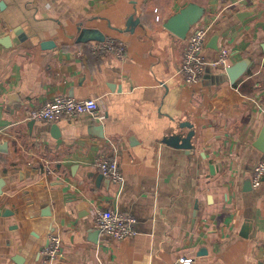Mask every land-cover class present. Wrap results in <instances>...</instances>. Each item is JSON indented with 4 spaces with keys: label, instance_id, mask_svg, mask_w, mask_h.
I'll use <instances>...</instances> for the list:
<instances>
[{
    "label": "crops",
    "instance_id": "0c3cea01",
    "mask_svg": "<svg viewBox=\"0 0 264 264\" xmlns=\"http://www.w3.org/2000/svg\"><path fill=\"white\" fill-rule=\"evenodd\" d=\"M190 3L211 26L207 61L251 60L235 85L221 67L193 85L179 73L187 39L165 23ZM18 28L26 38L4 46ZM83 29L103 40L79 42ZM104 39L125 60L93 54ZM56 96L96 99L98 117L29 119ZM263 129L264 0H0V264H43L55 234L56 264H264ZM113 156L122 185L94 165ZM107 209L137 234L100 232Z\"/></svg>",
    "mask_w": 264,
    "mask_h": 264
},
{
    "label": "built area",
    "instance_id": "2783aa9c",
    "mask_svg": "<svg viewBox=\"0 0 264 264\" xmlns=\"http://www.w3.org/2000/svg\"><path fill=\"white\" fill-rule=\"evenodd\" d=\"M211 32V26H199L191 31L187 37V47L179 73L186 84L193 85L201 81L207 68L228 67V51L222 50L216 60L207 61L203 51ZM95 55L114 54L118 59L125 60L126 45L123 41L106 39L91 45ZM99 105L96 99L77 100L67 96H56L50 102L31 112L29 119L41 122H57L64 118L75 119L89 114L98 117ZM100 173L115 184L122 185L125 181L119 161L116 156L100 157L94 162ZM264 180V158L255 167L252 184L255 188L261 186ZM98 230L104 235L116 240H125L137 234L134 229L136 223L131 216L113 209L98 210L95 214ZM63 247L61 235L55 234L50 238L49 245L43 250V264H56ZM264 260V250L262 252ZM180 264H194L193 258H180Z\"/></svg>",
    "mask_w": 264,
    "mask_h": 264
},
{
    "label": "water",
    "instance_id": "95a60500",
    "mask_svg": "<svg viewBox=\"0 0 264 264\" xmlns=\"http://www.w3.org/2000/svg\"><path fill=\"white\" fill-rule=\"evenodd\" d=\"M205 13L206 9L204 7L196 3H190L186 7L182 8L178 13L173 15L165 23V28L178 36L180 39L186 40L192 29H194L201 22ZM21 33L22 29L18 28L14 32V36L12 35L3 39V45L11 46L12 43H16V38H13L15 36L19 37L22 40L24 39V37L26 38V36ZM100 35L101 33L96 32L95 30L83 29L81 30V37L79 39V42L85 43L89 41L103 40ZM41 46L43 49L47 50L55 47V44L51 41H47L43 42ZM250 66L251 60L245 59L227 68L226 72L231 81V84L235 85L240 79H242L248 73ZM182 126H184V124H182L181 127ZM181 141L184 142V144L180 145L181 147L185 149H191V145L186 143L188 140H183L181 135L173 136L171 143H173V145H178V143H181ZM255 146L258 148V150L264 153V129L262 130Z\"/></svg>",
    "mask_w": 264,
    "mask_h": 264
}]
</instances>
